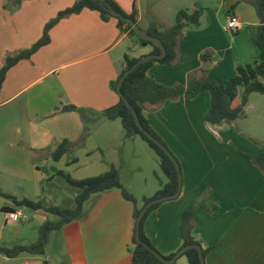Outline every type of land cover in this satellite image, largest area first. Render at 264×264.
I'll return each instance as SVG.
<instances>
[{
  "label": "crops",
  "instance_id": "0c3cea01",
  "mask_svg": "<svg viewBox=\"0 0 264 264\" xmlns=\"http://www.w3.org/2000/svg\"><path fill=\"white\" fill-rule=\"evenodd\" d=\"M7 2L0 0V69L7 56L40 40L45 25L76 0H22L12 8L5 7ZM115 2L135 14L144 31L152 24L160 30L171 27L182 9H203L200 25L184 30L175 64L155 62L148 70L160 84L187 86L191 74L224 81L259 55L253 38L260 20L247 0ZM231 15L241 21L236 33L226 28ZM152 52V46L121 30L117 20L104 21L95 10L55 24L49 44L12 66L0 88V192L41 201L29 194L40 196L43 182L59 176L56 171L81 180L115 167L142 208L168 182L169 172L139 136L125 138L121 119L108 120L102 112L120 100L113 82L125 68V55L141 58ZM203 52H210L207 63ZM241 92L233 108L241 105ZM210 105L208 91L193 99L181 95L146 104L144 116L180 164L182 187L176 198L150 212L145 233L164 257L177 254L183 244L182 215L195 206L193 235L208 250L205 264H264V173L245 156L256 155L264 144V95L251 94L244 114L217 125L204 120ZM65 140L71 146L55 161L53 153ZM140 153L158 169L138 187L135 175L128 180L123 172L145 170ZM17 207L0 196V246L28 245L39 238L29 235L33 241L22 243L23 229L6 221L5 211ZM134 210L120 190L95 193L76 220L50 234L44 254L9 258L0 253V264H133ZM44 220L39 219L40 226ZM174 264L189 262L180 255Z\"/></svg>",
  "mask_w": 264,
  "mask_h": 264
},
{
  "label": "trees",
  "instance_id": "16d2710c",
  "mask_svg": "<svg viewBox=\"0 0 264 264\" xmlns=\"http://www.w3.org/2000/svg\"><path fill=\"white\" fill-rule=\"evenodd\" d=\"M247 1H249L256 8L260 20V24L253 38L255 46L258 48L259 55L252 62L244 65H238L235 74L229 79L224 81L217 79H196L191 74V78L187 86H167L158 83L152 76L148 75V70L155 62H160L169 66L175 64L178 55L177 50L179 40L183 35L184 30L189 26L198 27L200 25V18L202 16L203 9H182L177 13L175 23L171 27L160 30L155 24H152L148 30L145 31L147 34L160 39L164 44L167 51L164 58L141 61V59H144L145 56L141 58H134L129 55H125V68L117 80L113 82V88L117 90V85L121 76L127 70L135 67L133 71L127 75L121 85L122 94L136 110L144 129L163 143L167 148L168 146L163 141L161 136L152 128L149 121L144 116V110L147 103L160 104L164 100L176 99L181 95H186L188 98L193 99L201 92L208 91L211 95V105L205 113L204 120L207 124L217 125L224 121L233 122L239 116L244 114L245 106L247 105L251 94L258 93L264 95V0ZM21 3L22 0H8L5 7H19ZM84 9L99 12L104 21H109L110 19L117 20L119 28L128 32L130 36L135 37L140 45H150L153 47L152 54H161V48L159 46L155 45L151 41L138 37L131 25L110 13V10L113 9L122 14L124 17L132 19L136 22V15L126 14L117 2H115V0H104L103 2L100 0H76L71 7L59 12L57 17L45 25L43 36L31 48L23 50L14 56H7L5 58L4 65L0 69V88L5 80L8 70L12 66L22 59L29 58L41 47L49 44L50 31L55 24L63 18L80 13ZM209 53L210 52H203L201 54V59L205 63H207ZM240 92L241 105L237 108H233L232 103L239 96ZM64 109L76 110L77 108L75 106H67ZM83 115L85 116V113H83ZM102 115L108 120L121 119L125 138L139 136L162 159L169 172L168 182L152 198L147 199L145 203L155 198L174 195L179 189V174L176 166L166 153L139 129L132 112L125 104L123 98L120 96L119 102L115 106L105 109L102 112ZM70 146L71 143L69 141L65 140L62 142L53 153V159L55 161H59L63 155L67 153ZM245 156L251 164L255 165L261 172L264 173V144L260 146L259 152L256 155L245 154ZM56 174L63 177L69 185L80 190V193L76 197V207L74 209L46 205L44 201H33L28 198L18 199L12 195L0 192V196L12 199L17 206L27 207L35 211L44 210L59 217L58 221H46L39 227V238L36 242L28 245H15L13 247L0 246L1 254L9 258L17 257L22 253L39 255L44 254L46 246L49 242L50 234L53 231L60 230L64 225L76 220L83 211L84 203L95 193H102L113 189L120 190L124 198L134 204V217L137 220L142 208L137 206V199L130 192H128L123 185L120 174L115 167H112L109 171L98 176L81 180L73 178L70 174L65 173L64 171H56ZM160 204L161 203L152 205L146 211L140 222V238L142 243H138L136 240L135 228L133 239L135 247L132 250L133 264H166L146 247V245H149L155 249L145 233V222L150 212L156 209ZM195 208V206L189 207L182 215L180 234L183 244L181 250L190 245L201 246V242L193 235V230L195 228ZM202 251L205 257L208 250H204L202 248ZM175 255L176 254H173L166 258L171 259ZM182 255L187 257L189 264H201L199 252L195 248L186 250Z\"/></svg>",
  "mask_w": 264,
  "mask_h": 264
},
{
  "label": "rangeland",
  "instance_id": "374dc122",
  "mask_svg": "<svg viewBox=\"0 0 264 264\" xmlns=\"http://www.w3.org/2000/svg\"><path fill=\"white\" fill-rule=\"evenodd\" d=\"M145 144L147 148H149L148 150H150L151 148L149 147V145L146 142ZM152 152H154L153 154H156L155 151H152ZM139 155H140L138 156L139 163L145 166V170L144 171L136 170L139 172H133V173L131 171L130 173L127 172L126 174L125 172H123L124 179L130 180L133 177V175H135L134 180L136 179L135 183L138 185V187H140L139 185L144 184L146 178L148 179L153 178V176L156 175V170L158 169L157 165H155V162L153 160L146 158L145 154L140 153ZM154 156H156V158L159 157L158 155H154ZM160 160H161V163L164 164L161 158ZM124 164L126 165L125 167H127L130 164V162L127 161L126 159ZM79 193H80V190L69 185L63 177L56 176L54 181L43 182L41 186L40 196L39 195L35 196V194H29V195L30 197H37L36 199H41V201H44L45 204H48V205L54 204L58 207L62 206L67 209H74L76 207L75 197ZM22 208L27 213V215H29L30 220L26 224L25 223H13L17 225V228L23 229V237L27 236L25 240H22L23 241L22 243H29V241H33L28 238L29 235H32V236L33 235L35 236V234L39 235V230H38L40 227L39 219H47L48 221H58L59 220L58 216L48 213L44 210L35 211L27 207H22Z\"/></svg>",
  "mask_w": 264,
  "mask_h": 264
},
{
  "label": "water",
  "instance_id": "95a60500",
  "mask_svg": "<svg viewBox=\"0 0 264 264\" xmlns=\"http://www.w3.org/2000/svg\"><path fill=\"white\" fill-rule=\"evenodd\" d=\"M101 2H103L104 0H100ZM110 13L123 20L124 22H126L127 24L131 25L132 28L134 29L135 33L137 34L138 37L144 39V40H148V41H151L152 43H154L155 45L159 46L161 48V54L159 55H154V54H150V55H147L145 56L144 59H141V61L145 60V61H148L150 59H162L166 56V48L164 46V44L161 42L160 39L158 38H155L149 34H147L144 30H142L137 24L135 21H133L132 19H129V18H126L124 17L122 14L118 13L117 11L111 9L110 10ZM135 68V67H134ZM129 69L127 70L120 78L119 82H118V85H117V92L118 94L123 98L125 104L127 105V107L130 109V111L132 112L135 120H136V123H137V126L139 127V129L149 138L151 139L154 143H156L165 153L166 155L171 159V161L174 163V165L176 166V169L178 171V174H179V189L178 191L172 195V196H169V197H160V198H155V199H152L150 200L149 202L145 203V205L142 207L141 209V212L136 220V240L138 243H142V240L140 238V222L144 216V214L146 213V211L154 204H157V203H161L165 200H168V199H173V198H176L180 192H181V187H182V171H181V167L179 165V162L177 161V159L175 158V156L171 153V151L163 144L161 143L159 140H157L155 137H153L147 130L144 129L143 125L141 124L140 120H139V116L136 112V110L133 108V106L131 105V103L123 96L122 94V90H121V85L124 81V79L127 77V75L129 73H131L133 71V69ZM146 247L152 252L154 253L163 263H166V264H174L176 259L182 255L186 250L188 249H191V248H195L198 250L199 252V257H200V262L201 264H205V257L203 255V251H202V247L200 245H190V246H187L185 248H183L182 250H180L173 258L171 259H167L166 257H164L163 255H161L158 251H156L155 249H153L151 246L149 245H146Z\"/></svg>",
  "mask_w": 264,
  "mask_h": 264
},
{
  "label": "built area",
  "instance_id": "2783aa9c",
  "mask_svg": "<svg viewBox=\"0 0 264 264\" xmlns=\"http://www.w3.org/2000/svg\"><path fill=\"white\" fill-rule=\"evenodd\" d=\"M241 26L240 18L237 15H231L226 22V28L232 33H236ZM6 221L12 223H26L30 220L29 215L21 207L8 209L5 211Z\"/></svg>",
  "mask_w": 264,
  "mask_h": 264
}]
</instances>
